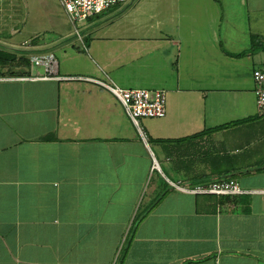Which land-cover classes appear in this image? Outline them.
Instances as JSON below:
<instances>
[{
  "label": "crops",
  "instance_id": "obj_1",
  "mask_svg": "<svg viewBox=\"0 0 264 264\" xmlns=\"http://www.w3.org/2000/svg\"><path fill=\"white\" fill-rule=\"evenodd\" d=\"M12 1L0 51L29 64L0 65V264H264V0H125L79 24L63 9L28 40ZM97 79L165 91L167 115L143 137ZM228 179L242 191L171 184Z\"/></svg>",
  "mask_w": 264,
  "mask_h": 264
},
{
  "label": "built area",
  "instance_id": "obj_2",
  "mask_svg": "<svg viewBox=\"0 0 264 264\" xmlns=\"http://www.w3.org/2000/svg\"><path fill=\"white\" fill-rule=\"evenodd\" d=\"M4 0H0V3ZM125 0H59L66 10L72 22L77 24L86 21ZM32 61L35 65L44 66L47 72H54L56 59L53 55L34 56ZM257 83V105L260 113H264V70L256 69L253 72ZM46 76L45 78H48ZM97 82L109 90L123 105L133 123L139 129L144 137V131L140 125L145 118H162L167 115V97L163 90H150L145 88H124L115 81ZM156 167V163L154 164ZM176 189L193 194H236L240 193L241 187L233 180H221L211 183H201L196 185H187L180 182H171Z\"/></svg>",
  "mask_w": 264,
  "mask_h": 264
},
{
  "label": "rangeland",
  "instance_id": "obj_3",
  "mask_svg": "<svg viewBox=\"0 0 264 264\" xmlns=\"http://www.w3.org/2000/svg\"><path fill=\"white\" fill-rule=\"evenodd\" d=\"M6 8L8 10L20 12L22 18V21H20L22 23L18 24L17 27L20 28V26H22L20 31L22 33L21 35L24 36V38L27 40L31 38L29 36L30 33L36 31L37 29L51 26L47 21V16L50 12H57L60 10L63 11L64 9L62 8L58 0H14L9 5H7ZM17 20L18 19H16L15 21ZM17 27L14 28L11 25L10 27H8L7 32L14 31ZM25 39H22V41ZM15 41L17 42V40ZM89 56L93 57L92 50H90ZM69 63L67 65H69ZM72 73H77V71H73Z\"/></svg>",
  "mask_w": 264,
  "mask_h": 264
},
{
  "label": "trees",
  "instance_id": "obj_4",
  "mask_svg": "<svg viewBox=\"0 0 264 264\" xmlns=\"http://www.w3.org/2000/svg\"><path fill=\"white\" fill-rule=\"evenodd\" d=\"M252 45L253 49H264V38L261 37L260 35H253L252 36ZM17 57L13 54H9L4 51H0V65L3 66L5 64H15L18 61L19 63H25L29 64V60L23 57H20L18 60H16ZM16 60V61H15ZM18 64V63H17Z\"/></svg>",
  "mask_w": 264,
  "mask_h": 264
}]
</instances>
